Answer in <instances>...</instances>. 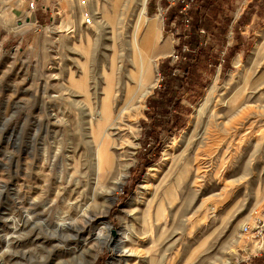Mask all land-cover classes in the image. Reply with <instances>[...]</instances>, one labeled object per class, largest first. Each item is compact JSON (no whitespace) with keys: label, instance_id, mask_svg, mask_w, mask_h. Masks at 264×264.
Here are the masks:
<instances>
[{"label":"rangeland","instance_id":"rangeland-1","mask_svg":"<svg viewBox=\"0 0 264 264\" xmlns=\"http://www.w3.org/2000/svg\"><path fill=\"white\" fill-rule=\"evenodd\" d=\"M33 1L35 10L29 7ZM183 1L146 0V16L157 19L161 33L148 57L153 84L140 110L109 130L113 168L106 180L108 194L98 200L101 208H91L95 219L82 225V236L69 240V249L80 253L74 256L45 226L27 221V210L36 205V217L50 223L64 216L57 201L67 182L73 183L68 186L73 200L86 187L94 189L92 128L111 89L107 82L115 72L120 107L125 105L124 84L139 85L129 74L136 72L132 37L136 32L142 40L148 30L139 28L143 0H92L86 9L77 0H0V264H141L130 253L129 262L111 263L117 231H141L163 197L149 186L160 184L180 156L191 157L199 147L201 190L191 181L183 183L177 200L166 205L167 250L157 264H264V253L256 256L241 231L264 207V0H207L213 24L203 29L204 42L219 55L218 64L209 66V73L202 70V82L182 97V110L171 113L182 121L172 133H162L159 157L143 174L137 169L146 153L142 123L148 122L147 102L163 80L160 64L166 59L175 64L179 48L188 50L182 41L192 34L195 15L188 11L199 7L197 0H186L185 14L179 10ZM86 13L94 17L91 26L84 25ZM180 15L189 18V26L185 19L179 24ZM226 17L230 23L223 39L219 25ZM231 49L230 61L224 62ZM181 163L168 182L178 180ZM120 176L125 179L118 185ZM105 222L113 229L104 231L109 239L103 246L96 237ZM136 247L128 245L126 251Z\"/></svg>","mask_w":264,"mask_h":264},{"label":"bare ground","instance_id":"bare-ground-1","mask_svg":"<svg viewBox=\"0 0 264 264\" xmlns=\"http://www.w3.org/2000/svg\"><path fill=\"white\" fill-rule=\"evenodd\" d=\"M79 6L82 7L83 9H86V7H88V5L82 6L80 4ZM145 6H146V0H143V8L140 10L141 12L139 19V24H140L139 28L142 25H146L148 29L147 34L143 36L144 38L142 40H140L139 34L135 32L131 41V50L133 55L135 56L134 65L136 72L131 70L132 73L129 75L133 81L135 82L137 81L139 83L137 87L138 89L136 87H135L136 89H134V87H132L131 84H124V87L126 88L125 90L126 97L124 102L125 105H123V107H120L121 102L119 97L116 95V91H115L118 77L116 78V73L114 72L112 77L110 76L111 77L109 78L110 80H108V82L106 81L111 89L108 92V94L106 93L105 95L106 98H104V100L102 101L101 108L97 110L98 113L97 125L95 126L96 128L94 127L92 128L93 138L95 140L94 141L95 152H94L92 166L94 167L95 169L94 172L97 175V179H95L96 181L94 183L95 184L94 189L90 188L89 186L86 187V189L83 192H81L78 199L73 200V194L68 191V186H71L73 184L72 181L67 182L66 186L65 183H63L65 186L64 187L65 190L64 193L58 197L57 202L58 204H61V206L63 207L62 210L64 212V216H60V217L58 216V218H56L55 220L49 219L50 223H48V221L44 219H42L41 221L40 217H36L35 211L33 210V208H36V205H32V207L27 210L26 220L27 221L30 220V222H33V226L35 227L37 226L40 227L42 225L45 226L48 229V233L56 237L58 239L59 244L67 249L65 250L67 254L69 253L74 256H76L77 254L80 255L78 251L69 249L70 247L69 240L72 238L79 239V237L82 236L80 234V232L84 229L82 225L83 224L86 225L87 223L90 224L95 219V216L92 214L91 208L92 207H95L97 209L101 208L102 205H100L98 200L108 194L106 180L108 176L111 175V170L113 168V163L111 159L112 154L110 151V143L112 141L111 140L112 136L109 133V130L111 128L120 127L123 123H125V119L132 118L133 117L132 114L134 115L140 110L143 103V99L146 96V94L149 92L153 84L152 80L154 77V72H153L154 69L152 67L153 64L149 60L150 58L148 57L150 53L149 51H151L150 50L151 47L154 46V44L158 43L161 33H159L160 26L157 19L150 20L146 16V10H145L146 8H144ZM137 31L139 32V30ZM105 79L107 78L105 77ZM106 89L108 90V87ZM86 95H89L88 92H86ZM208 98H209V94L205 99V104H207ZM238 101L239 99L237 100V102ZM182 158L184 159L183 162L181 160ZM179 163L183 164V170L180 174V177L175 183H171L170 181L168 182L169 178H171V175L174 173V170L178 167ZM194 169L196 170V175L191 174ZM52 172H54V170H52ZM166 175L167 178L163 179L161 181L162 183L160 182V184H158L156 187H153L152 185L149 186V189L151 191H156V195H155L156 197L159 193L162 194V195L159 194L160 196H163L161 198V203L158 207V211L156 213H153L152 211L148 213L149 215L144 220V225L141 231H136L133 228H132L133 230L123 229V231H117L119 235V239L116 241L115 245L113 246V250H112L113 257L111 259V263L113 262L119 263V261L123 259L129 262L130 259L129 260H127L128 258L126 259L127 253H130L133 256L137 255V258H139L140 260L139 263L141 264H146L145 262L147 261L149 264H157L159 260L165 257V252L167 249L164 247V242L166 240L168 233V219H167L166 205L177 200L176 190L180 188L183 185V183H187L188 181H191L192 187L196 189H200L199 188V185L201 184L200 177L202 176V148L201 147L196 148L193 151L191 157L188 156L184 157V155L180 156L175 161V163L172 164L171 168L168 170ZM52 177H53V173H51L50 176L48 175V177L46 178V182H47L46 189L52 185L51 184ZM124 179H125L124 176H120V178L116 180L118 185L122 184V182H124L123 181ZM100 187L104 189L102 194L97 193ZM61 200H63L62 203ZM105 210L108 211L107 208ZM100 214H102L101 211ZM197 217L198 216L196 212L193 217L194 223L195 221L199 220V218ZM16 227L15 230L18 231ZM112 229H113L112 224L105 222L103 223L102 230L100 231V233L97 234L96 238L98 241H101V244L103 243V246L107 245L109 239V236L105 234V232L109 233ZM15 232L13 233L14 236H15ZM128 245L130 246L135 245L137 247L135 251H131V250L126 251ZM128 264H132V263H128Z\"/></svg>","mask_w":264,"mask_h":264},{"label":"trees","instance_id":"trees-1","mask_svg":"<svg viewBox=\"0 0 264 264\" xmlns=\"http://www.w3.org/2000/svg\"><path fill=\"white\" fill-rule=\"evenodd\" d=\"M199 2L197 0L196 7L199 8L196 11H188V13L195 14L191 21L192 34L188 40L182 41V44L188 45V50L183 53L181 48H179L180 50L175 64H172L170 59L161 62L160 73L163 78L162 84L156 90L155 95L149 98L147 102L149 105L147 112L148 122L142 123L146 138L144 147L146 153H144V156L140 159L137 166V169L141 170L142 174L159 157L162 133H172L174 128L182 121L181 117L178 115L172 116L171 113L182 110L180 101L184 94L194 89L197 84L199 85L200 81L202 82V70L209 73L211 72L209 66L218 64L219 55L205 45V36L201 33L203 29H212L213 18H207V0H199ZM180 8L182 11L184 5H179V10ZM149 10L150 12H154L155 8L150 7ZM170 13L172 14L173 12ZM172 17L170 20H172ZM179 17V24H184V16L180 15ZM223 21L219 25L221 30L218 33V37L225 39L230 18L226 17ZM240 23L241 21L239 25H241ZM229 51L224 55V62L230 61L232 49ZM182 128L180 126L177 132Z\"/></svg>","mask_w":264,"mask_h":264},{"label":"built area","instance_id":"built-area-1","mask_svg":"<svg viewBox=\"0 0 264 264\" xmlns=\"http://www.w3.org/2000/svg\"><path fill=\"white\" fill-rule=\"evenodd\" d=\"M91 0H77V2L82 6H87ZM194 1V0H193ZM184 8L182 9L183 13H187L188 8H190V3L186 0L182 3ZM249 4V3H247ZM30 9L35 10V2L30 3ZM187 26L190 24L189 18L184 17ZM85 26H91L94 23V17L92 14L86 13L83 18ZM202 34L204 31L202 30ZM242 235L246 237L250 245L252 246V251L254 254L261 255L264 253V207L263 210L255 217L254 221L251 223L245 224L242 229Z\"/></svg>","mask_w":264,"mask_h":264},{"label":"crops","instance_id":"crops-1","mask_svg":"<svg viewBox=\"0 0 264 264\" xmlns=\"http://www.w3.org/2000/svg\"><path fill=\"white\" fill-rule=\"evenodd\" d=\"M23 1H25V0H23ZM23 6V5H22ZM21 17H23V13H22V15H20V17L19 18H21ZM36 20H37V18H36ZM26 21L28 22L29 21V19L28 18H26Z\"/></svg>","mask_w":264,"mask_h":264}]
</instances>
